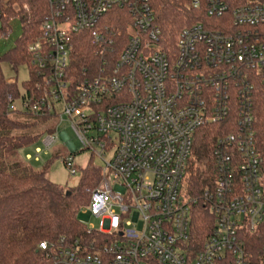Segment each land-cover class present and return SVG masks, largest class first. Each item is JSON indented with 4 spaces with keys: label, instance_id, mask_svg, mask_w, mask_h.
<instances>
[{
    "label": "built area",
    "instance_id": "obj_1",
    "mask_svg": "<svg viewBox=\"0 0 264 264\" xmlns=\"http://www.w3.org/2000/svg\"><path fill=\"white\" fill-rule=\"evenodd\" d=\"M174 1L194 16L173 41L152 0H48L22 65L29 80L6 79L17 87L7 95L9 112L59 117L81 152H112L80 210L99 226H86V239L41 243L48 264H264V0ZM20 10L0 3L1 42L16 22L23 37ZM83 37L100 63L78 76ZM214 124L222 126L214 186L191 197L184 182L195 135ZM58 138L44 136L46 149ZM74 155L64 159L71 175ZM255 237L263 242L257 252Z\"/></svg>",
    "mask_w": 264,
    "mask_h": 264
},
{
    "label": "trees",
    "instance_id": "obj_2",
    "mask_svg": "<svg viewBox=\"0 0 264 264\" xmlns=\"http://www.w3.org/2000/svg\"><path fill=\"white\" fill-rule=\"evenodd\" d=\"M0 3H6L10 10L14 6L19 7L24 23L23 37L11 50L0 55V263L48 264L45 253L40 249L41 243L90 237L86 226L79 220V213L90 202L91 191L100 182L101 170L88 165L81 171L79 184L66 189L48 178L50 163L35 170L19 161L20 150L43 138L42 134L33 132L36 124L52 117L36 118L8 111L7 95L17 87L7 84L2 65L7 63L16 69L30 63L28 47L38 36L39 24L48 14L49 7L48 0H0ZM152 6L157 23L164 32L171 34L173 41L175 33L191 25L188 18L194 13L184 1L152 0ZM117 18L114 17V20ZM117 28H122L123 38H126L120 23ZM121 48H118L117 54ZM96 50L94 43L86 37L77 43L76 75L82 74L83 67L100 63ZM221 130V125L214 124L199 129L195 135L184 182V192L191 197H199L214 186L216 165L213 151L222 136ZM53 131L49 129L47 133L53 134ZM196 210L195 225L203 240L206 210L202 205ZM254 242L257 252L263 242L258 237L254 238Z\"/></svg>",
    "mask_w": 264,
    "mask_h": 264
},
{
    "label": "rangeland",
    "instance_id": "obj_3",
    "mask_svg": "<svg viewBox=\"0 0 264 264\" xmlns=\"http://www.w3.org/2000/svg\"><path fill=\"white\" fill-rule=\"evenodd\" d=\"M120 20H124L122 16H119ZM118 17V18H119ZM14 35L11 40L1 42L0 41V54H5L15 46V42L22 35V30L20 28L19 22H16L13 26ZM2 69L6 79H16L19 86H22V83L26 80H29L30 76L28 69L25 66L18 67L14 69L9 64L5 63L2 65ZM53 129V134L58 136L57 143L50 149L47 150L44 144V140L40 139L31 145L23 148L19 152V161L22 164L28 165L35 170L42 169L46 163H50L48 169V178L55 184L69 189L74 188L79 184L81 177V171L85 169L88 165H92L98 168H104L105 162L111 159L112 152L107 151L103 153V159L97 156V153H102L100 148H95L96 154H93L91 151H82L81 143L74 131L72 130L68 122H62L59 117H53L46 122H38L33 129L34 133L42 134L44 136L48 135V130ZM67 140L72 142L73 148L79 153L70 154L72 150L67 144ZM41 149L43 151L40 161L35 160L36 150ZM68 155H74L75 165L77 168V174L71 175L69 169L64 163V159ZM27 156H31L32 159H27ZM79 220L85 226H99V220L92 217V215L85 214L84 211H80Z\"/></svg>",
    "mask_w": 264,
    "mask_h": 264
}]
</instances>
